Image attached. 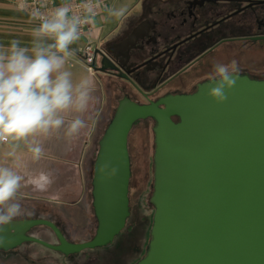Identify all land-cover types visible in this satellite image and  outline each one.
<instances>
[{"label": "water", "instance_id": "1", "mask_svg": "<svg viewBox=\"0 0 264 264\" xmlns=\"http://www.w3.org/2000/svg\"><path fill=\"white\" fill-rule=\"evenodd\" d=\"M109 53L95 50L92 67L100 75L114 69ZM208 87L150 104L119 100L94 163L97 223L90 240L72 242L46 218L21 219L3 230L0 250L35 242L70 255L111 244L130 215L129 134L152 118L153 224L135 264H264V80L240 76L219 105L207 97ZM105 163L118 168L111 179L104 178L109 170L98 171ZM37 226L49 227L57 243L29 235Z\"/></svg>", "mask_w": 264, "mask_h": 264}, {"label": "clouds", "instance_id": "2", "mask_svg": "<svg viewBox=\"0 0 264 264\" xmlns=\"http://www.w3.org/2000/svg\"><path fill=\"white\" fill-rule=\"evenodd\" d=\"M78 7L80 14L68 4L49 8L48 0H40L38 6L18 0V10L28 11L35 27L31 30V47L21 46L18 40L0 47V145L8 146V157H16L24 145L30 160L37 163L45 154L40 138L62 136L71 145L90 129L94 82L88 77L74 80L65 65L74 55L71 46L80 39L81 28L94 23L100 0H83ZM126 11L123 7L107 9L117 18ZM240 71L236 60L214 63L207 97L224 104ZM19 167V163L0 164V245L5 242L2 233L7 226L31 215L20 202V189L31 186L34 191L46 192L57 178L55 169L22 175ZM105 170H109L105 179L118 173V168L109 163L98 169L101 173Z\"/></svg>", "mask_w": 264, "mask_h": 264}, {"label": "flooded vegetation", "instance_id": "3", "mask_svg": "<svg viewBox=\"0 0 264 264\" xmlns=\"http://www.w3.org/2000/svg\"><path fill=\"white\" fill-rule=\"evenodd\" d=\"M100 47L110 51L114 69L102 76L122 94L117 104L124 97L150 104L192 94L209 83L217 62L236 60L239 76L264 80V0L140 4Z\"/></svg>", "mask_w": 264, "mask_h": 264}, {"label": "crops", "instance_id": "4", "mask_svg": "<svg viewBox=\"0 0 264 264\" xmlns=\"http://www.w3.org/2000/svg\"><path fill=\"white\" fill-rule=\"evenodd\" d=\"M115 1L111 0L109 8L114 5ZM161 1L163 0H139V4L135 8L140 4L151 5ZM119 2H122V0ZM135 8L132 7L129 11H126L121 21ZM33 27L35 26L24 12L5 0H0V47L6 48L12 40L20 41L21 46L31 47V30ZM115 29L99 37L100 45ZM90 33L80 36V40L77 42L80 41L83 43L82 45L71 46L74 55L69 58L65 65L66 69L72 72L74 80L88 77L94 82V101L90 106L92 116V121H89L90 129L84 130L78 139L72 141L71 145L62 136L53 135L46 139L40 138L45 154L37 163L30 160L24 145H21L17 150L16 157H8L6 155L9 151L8 146L0 145V164L11 166L19 163L18 170L22 175L40 170L55 169L57 171L55 183L48 191L38 192L34 191L31 186H24L20 189L18 195L19 198L28 202L45 204L51 210L60 211L70 223V226L67 227V233L70 237L73 234L83 232L85 230L83 229L85 228L84 224L86 223L87 226V223L90 222L87 204L90 197L92 200V195L88 190V182L94 169L97 144H99L104 132V125L110 118L112 107V99L108 97L109 91L107 90L109 89L105 85L103 76L97 72L92 73L85 67L83 62L77 60V58L79 59V51L88 42L95 41ZM72 61L76 62V67H72ZM84 212H86V215ZM84 216H87V218L84 219ZM83 220H85L84 223Z\"/></svg>", "mask_w": 264, "mask_h": 264}, {"label": "rangeland", "instance_id": "5", "mask_svg": "<svg viewBox=\"0 0 264 264\" xmlns=\"http://www.w3.org/2000/svg\"><path fill=\"white\" fill-rule=\"evenodd\" d=\"M119 1L121 0H116L111 8L123 7L129 11L139 4V0ZM121 18L110 16L107 11L102 16H97L94 19L93 29L90 33L95 43L100 45L99 37L117 28ZM80 43V41L75 42L72 46L83 44ZM79 59L77 58L78 61L82 62L80 57ZM71 63L73 64L72 67H76V62L72 61ZM106 87L110 88V86ZM107 91H109L108 97L112 99L111 117L117 107V100L122 97V94L113 93V90L112 92L111 90ZM153 127L154 121L147 119L135 124L130 131L128 138L131 156L130 215L123 229L124 231L122 230L111 244L64 255L39 243L25 242L7 253L0 252V264H134L143 258L150 242L154 215V207L150 203L154 182L153 156L155 144ZM19 199L24 208L31 212V215H26L18 220L45 217V213L42 211L46 209L44 204H35ZM87 206L90 222L87 223V226L86 223L84 224L85 228L83 229L85 230L83 232L73 234L72 238H69V240L72 239L70 240L72 242L88 241L95 234L97 222L91 197L88 199ZM34 207L40 208L41 211H35ZM84 213L86 215V212ZM85 218L87 216H84ZM84 222L85 220H83ZM28 234L51 244L57 243L55 234L41 226L32 228Z\"/></svg>", "mask_w": 264, "mask_h": 264}, {"label": "built area", "instance_id": "6", "mask_svg": "<svg viewBox=\"0 0 264 264\" xmlns=\"http://www.w3.org/2000/svg\"><path fill=\"white\" fill-rule=\"evenodd\" d=\"M5 1L17 8L18 0H5ZM27 3L30 6H38L40 3V0H27ZM81 3H83V0H48V7L52 8V7L60 6L61 4H68L72 7L73 12L80 14L81 10L79 9L78 6ZM110 3H111V0H100V8L97 9V15L95 16V18L97 16H102L107 11V9L110 7ZM22 12H24L30 20L28 11H22ZM31 23L35 26V23L33 22ZM92 29H93V23L84 25L81 28L80 36L88 35V33H90ZM100 46L101 45L96 44L95 41H90L78 53L85 67L92 73L95 72L92 67V64L95 58V50L96 48H100Z\"/></svg>", "mask_w": 264, "mask_h": 264}, {"label": "trees", "instance_id": "7", "mask_svg": "<svg viewBox=\"0 0 264 264\" xmlns=\"http://www.w3.org/2000/svg\"><path fill=\"white\" fill-rule=\"evenodd\" d=\"M115 110H116V108H115ZM113 115H114V113H113ZM113 115L106 122L105 128L109 124V122L112 119ZM105 128H104V130H105ZM97 150H98V144H97ZM93 174H94V169L92 171V174H91V176L89 178V182H88V190H89V193L91 195H92V178H93ZM152 187H153V185H152ZM45 206H46V209L42 210L45 213V217H43V218L49 219V220L53 221L54 223H56L60 227V229L62 230L63 234L66 236V238L69 240L70 235L67 233V230H68L67 227L70 226L69 221L64 218L63 214L60 211L53 210V209L51 210L50 207L48 208L47 205H45ZM92 207H93V200H92ZM33 209H35V211H39V212L41 211V210H39L40 208H37V207H34ZM93 210H94V208H93ZM37 218H39V217H37ZM40 218H42V217H40ZM41 227L44 228V229H48V230H50L53 233V231L49 227H46V226H41ZM34 228H37V227H34Z\"/></svg>", "mask_w": 264, "mask_h": 264}]
</instances>
